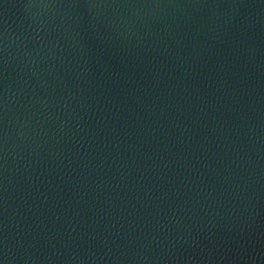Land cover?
Returning <instances> with one entry per match:
<instances>
[{"label":"water","instance_id":"1","mask_svg":"<svg viewBox=\"0 0 264 264\" xmlns=\"http://www.w3.org/2000/svg\"><path fill=\"white\" fill-rule=\"evenodd\" d=\"M0 264H264V0H0Z\"/></svg>","mask_w":264,"mask_h":264}]
</instances>
